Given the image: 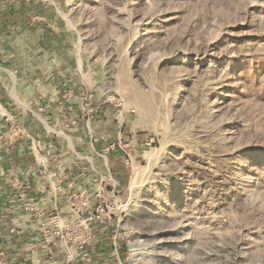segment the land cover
Listing matches in <instances>:
<instances>
[{
  "label": "rangeland",
  "instance_id": "374dc122",
  "mask_svg": "<svg viewBox=\"0 0 264 264\" xmlns=\"http://www.w3.org/2000/svg\"><path fill=\"white\" fill-rule=\"evenodd\" d=\"M53 76L120 131L98 151L114 264H264V0H0L8 93Z\"/></svg>",
  "mask_w": 264,
  "mask_h": 264
},
{
  "label": "crops",
  "instance_id": "0c3cea01",
  "mask_svg": "<svg viewBox=\"0 0 264 264\" xmlns=\"http://www.w3.org/2000/svg\"><path fill=\"white\" fill-rule=\"evenodd\" d=\"M11 8L9 3L1 5L5 13L12 12ZM2 82L0 240L4 264H59L67 263L69 257L70 264H114L115 258L106 254L111 241L107 238L110 226L105 224L96 226L94 239L84 244L88 260L78 252L85 231L77 226L71 229L78 235L69 257L64 259L53 246L59 232L81 217L82 199L94 202L93 194L105 187L103 173L108 163L105 153L98 151L106 135L120 134L110 114L89 109L83 115L77 103L61 98L64 81L55 76L43 86L39 80L24 83L28 96L16 100ZM73 119L79 124L67 128V121ZM110 155L108 162L122 165L120 151ZM82 164L87 165L83 172Z\"/></svg>",
  "mask_w": 264,
  "mask_h": 264
},
{
  "label": "built area",
  "instance_id": "2783aa9c",
  "mask_svg": "<svg viewBox=\"0 0 264 264\" xmlns=\"http://www.w3.org/2000/svg\"><path fill=\"white\" fill-rule=\"evenodd\" d=\"M73 96H74L73 91H71L70 89H67L66 87H64L63 90L61 91V98L63 100H66V101L68 100L72 102L71 98H73ZM75 101H78V99H76ZM82 106L83 104L80 102L79 104H77V107L80 108V110H83ZM67 125H71V124L69 123ZM109 148L110 149L115 148L118 150L119 148H121V145L118 141L117 142L112 141ZM104 194H105L104 189L97 190L93 194L94 202H91V198L84 197L80 204L81 217L76 223L69 225L71 229L77 226L78 228H81L82 230L85 231L84 236L81 239L82 241H81V244L79 245L78 252L83 258L87 260L89 259L90 255L87 252L86 247H84V244L94 239L95 235L97 234L96 226L104 224V217H105V205L103 204ZM68 259H69L68 261L71 260L70 257Z\"/></svg>",
  "mask_w": 264,
  "mask_h": 264
}]
</instances>
